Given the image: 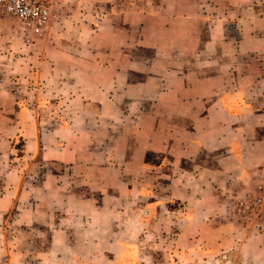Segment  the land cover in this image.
Listing matches in <instances>:
<instances>
[{"label":"crops","instance_id":"obj_1","mask_svg":"<svg viewBox=\"0 0 264 264\" xmlns=\"http://www.w3.org/2000/svg\"><path fill=\"white\" fill-rule=\"evenodd\" d=\"M0 11V264H264V0ZM225 258V256H224Z\"/></svg>","mask_w":264,"mask_h":264},{"label":"built area","instance_id":"obj_2","mask_svg":"<svg viewBox=\"0 0 264 264\" xmlns=\"http://www.w3.org/2000/svg\"><path fill=\"white\" fill-rule=\"evenodd\" d=\"M0 11L10 17L24 33L40 37L51 19V0H0ZM232 213L244 225L251 218H264V186L258 185L236 200Z\"/></svg>","mask_w":264,"mask_h":264},{"label":"rangeland","instance_id":"obj_3","mask_svg":"<svg viewBox=\"0 0 264 264\" xmlns=\"http://www.w3.org/2000/svg\"><path fill=\"white\" fill-rule=\"evenodd\" d=\"M52 17H53V5H52V13H51V19H52ZM10 18V17H9ZM11 19V18H10ZM51 19H50V21H51ZM12 20V19H11ZM13 21V20H12ZM50 21H49V23H50ZM14 23V22H13ZM15 24V23H14ZM42 35H43V33H42ZM41 35V36H42ZM36 38H39V37H36ZM243 197V196H242ZM242 197H240V198H242ZM240 198H238V199H240ZM238 199H236V200H238ZM236 200H234L233 201V203H232V205H231V210H230V215L234 218V221L235 222H237L238 224H239V222L237 221V219L234 217V215H233V213H232V206H233V204H234V202L236 201ZM257 220H260V218H257V217H254V218H251L246 224H244V225H241V226H245V227H243V228H246L247 229V227H251ZM220 256H223L220 260H221V262L222 263H220V264H235L234 263V258H233V256H234V254L232 253V251H229V250H225V252H223V254H221ZM224 256H225V258H224Z\"/></svg>","mask_w":264,"mask_h":264}]
</instances>
